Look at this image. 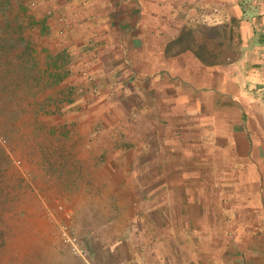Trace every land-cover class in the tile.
Masks as SVG:
<instances>
[{
    "label": "crops",
    "instance_id": "0c3cea01",
    "mask_svg": "<svg viewBox=\"0 0 264 264\" xmlns=\"http://www.w3.org/2000/svg\"><path fill=\"white\" fill-rule=\"evenodd\" d=\"M14 1L84 87L51 119L91 261L264 264V2Z\"/></svg>",
    "mask_w": 264,
    "mask_h": 264
},
{
    "label": "trees",
    "instance_id": "16d2710c",
    "mask_svg": "<svg viewBox=\"0 0 264 264\" xmlns=\"http://www.w3.org/2000/svg\"><path fill=\"white\" fill-rule=\"evenodd\" d=\"M231 2L237 5L242 14H246L247 6L251 7L252 4V0ZM26 11L25 6L16 4L14 0H0V127L5 130L19 129L28 123L24 121V115L48 118V124L35 125V134L38 130L46 131V136L50 137V142L39 144L40 152L36 162L43 171L50 170L61 177L64 175L66 179L65 170L68 165L63 146L69 131L64 127L66 123L53 128L55 122H52L51 117L72 105V97L81 98L84 87L80 84L74 89L59 87L60 82L69 74V52L61 48L51 53L44 46L43 25ZM53 144L57 147H53ZM5 162L6 157L0 154V242L3 237L2 214L11 198L3 180ZM78 213L76 222L83 227L85 214L80 208Z\"/></svg>",
    "mask_w": 264,
    "mask_h": 264
},
{
    "label": "rangeland",
    "instance_id": "374dc122",
    "mask_svg": "<svg viewBox=\"0 0 264 264\" xmlns=\"http://www.w3.org/2000/svg\"><path fill=\"white\" fill-rule=\"evenodd\" d=\"M23 119L28 123L17 130L0 127V154L6 157L3 180L11 196L2 214L0 264H84L60 241L56 226L60 221L67 222L87 250L86 240H92V236L88 238L87 230L76 222L83 205L77 192L94 183L68 181L64 175L43 171L36 162L39 144L50 142V137L46 131L35 134L34 130L35 125L50 120L25 115ZM12 159L19 163L14 165ZM59 205L70 212L68 218L57 208Z\"/></svg>",
    "mask_w": 264,
    "mask_h": 264
},
{
    "label": "built area",
    "instance_id": "2783aa9c",
    "mask_svg": "<svg viewBox=\"0 0 264 264\" xmlns=\"http://www.w3.org/2000/svg\"><path fill=\"white\" fill-rule=\"evenodd\" d=\"M31 5H35L34 3H31ZM213 12L216 11V8L212 9ZM62 31V29L59 30V33ZM80 76L87 82L91 83L92 78L89 76L88 73L81 71ZM91 88V92H95V89L93 87ZM11 162L14 165H17L19 163L18 159H12ZM57 208L63 213V215L68 218L70 216V212L66 209H64L62 206H57ZM58 238L60 241L68 248V250L77 258H79L84 264H95L91 261L89 258L87 250L82 245L79 237L73 232V230L70 228L67 222L60 221L57 223L56 226Z\"/></svg>",
    "mask_w": 264,
    "mask_h": 264
}]
</instances>
